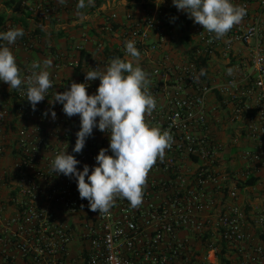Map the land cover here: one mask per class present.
<instances>
[{
  "label": "built area",
  "instance_id": "2783aa9c",
  "mask_svg": "<svg viewBox=\"0 0 264 264\" xmlns=\"http://www.w3.org/2000/svg\"><path fill=\"white\" fill-rule=\"evenodd\" d=\"M6 1L19 4L27 22L35 24L27 31L9 20L3 28H22L16 42L25 49L33 47L31 33L40 25L59 24L61 12L79 3ZM232 3L247 14L221 39L185 11L171 15L182 21L184 32L176 23L165 25L160 9L125 15L122 52L127 56L125 42L135 41L157 104L146 119L173 137L164 160H157L147 176L139 207L117 198L107 214L92 212L79 197L75 177L55 174L51 161L67 151L80 161L78 170L87 164L91 171L99 150L109 146L108 134L94 128L95 139L75 153L78 115L67 117L62 104H50L55 94L33 111L25 86L11 93L0 106V264H264V0ZM117 21L111 14L104 30L112 33ZM183 38H189V47L176 61L169 53L179 51ZM201 60L208 66L199 70ZM79 83H88L85 76ZM98 83H89L90 95ZM4 85L0 81V89ZM50 96L47 92L44 100ZM210 96L225 110L219 121L228 131L226 143L214 134ZM13 119L23 123L14 139ZM8 158L13 161L6 167ZM251 178L254 186H238ZM244 191L262 193L261 200L241 202Z\"/></svg>",
  "mask_w": 264,
  "mask_h": 264
},
{
  "label": "clouds",
  "instance_id": "9594fccd",
  "mask_svg": "<svg viewBox=\"0 0 264 264\" xmlns=\"http://www.w3.org/2000/svg\"><path fill=\"white\" fill-rule=\"evenodd\" d=\"M59 2L63 4L64 0ZM163 2L160 0L159 5ZM124 3L126 5L127 0ZM172 3L216 39L226 36L247 14L243 6L233 4L232 0H172ZM84 7L85 0H79L78 8ZM23 35L24 31L19 27L0 32V41L6 42L0 46V81L9 86V91L25 86L26 100L35 111L36 105L44 101L46 93L53 87L48 71L52 60L34 61L30 75L22 78L9 45L15 44ZM125 50L131 59L115 57L104 70L92 68L85 73L88 83L73 81L67 90L56 92L50 103L62 104L67 117L78 115L80 118L73 152H82L94 128L98 127L109 136L108 148L99 150L91 171L87 164L82 171L78 170L80 161L67 151L60 152L51 161L55 174L75 177L80 199L87 200L90 210L100 215L107 214L117 198L127 199L133 208L139 207L150 170L157 160H164L166 149L173 143L169 130L153 126L146 119L157 104L149 91L148 73L138 63L141 53L135 41H126ZM97 79L96 92L90 95L87 91L89 83ZM51 116L56 119L55 111H51ZM109 150L111 154H108Z\"/></svg>",
  "mask_w": 264,
  "mask_h": 264
},
{
  "label": "crops",
  "instance_id": "0c3cea01",
  "mask_svg": "<svg viewBox=\"0 0 264 264\" xmlns=\"http://www.w3.org/2000/svg\"><path fill=\"white\" fill-rule=\"evenodd\" d=\"M38 0H27L29 4L37 2ZM6 0H0V32H4V26L8 24L9 20L20 19L21 16L16 14L13 16L10 9L6 8ZM54 4L59 7H63V4L59 0H54ZM160 0H138L136 2H131L127 0L125 5L124 0H85L86 7L75 8L72 10L62 11L61 20L59 24L54 22L47 24H42L39 26L40 31L37 37H31V42L33 47L30 49L23 48L18 42L13 45H9L11 48L17 65L21 70V77H27V71H31V64L34 61L43 62L46 59L52 60V67L48 69L50 72V78L53 82V87L48 90L51 94L48 99L42 101V103L49 104L51 102L52 95L56 94L60 89H67L70 87L71 83H79L80 79L85 76V73L92 70V68H98L104 70L108 65L110 59L106 57L105 50H109L114 53V51L122 54V59L128 58L123 54L122 48L124 47V30L127 29L128 23L125 21V15L127 13L133 14L135 17L143 15L146 10H151L153 8L160 9V13L165 16L166 25L173 26L174 16L171 17L172 11L175 6L172 0H164L160 4ZM116 13L118 15V21L114 24V30L112 33H108L104 30L106 20L108 17ZM35 24L33 22H27V31L35 30ZM174 28V27H173ZM174 30V29H173ZM63 33L62 37H58L57 33ZM86 38V41L84 40ZM179 51L168 53L176 61L182 60V57L186 55L188 50V45H186L182 40H178ZM6 42L0 41V46L5 45ZM60 56L59 61L57 57ZM159 58L160 54L154 55ZM79 63L78 68L71 67L70 64L73 62ZM139 62V61H138ZM144 64H149L144 62ZM215 65V64H213ZM216 66V65H215ZM215 66L211 69V78L215 73ZM99 83L97 84L98 87ZM16 90H10L9 86L5 84L0 89V106L8 103L9 96ZM54 99V98H53ZM58 103V102H56ZM60 104V103H59ZM209 112L212 128L214 134L217 135L222 142H227V132L224 127H222L221 119H225V110L220 107L217 103V99L213 96L209 97ZM10 129H12L11 137L14 139L16 137L17 130H19L23 123L17 119H13L10 124ZM222 127V128H221ZM95 139L94 136L88 137L86 143ZM12 159L8 158L5 161V166L9 167L12 163ZM238 168V166L236 167ZM263 172L259 174L262 176ZM264 184V182L262 183ZM256 188V189H255ZM254 189L259 191L261 186H256ZM254 196H250L247 192H243L240 195V201L243 203L251 202L255 197L261 200L262 193H254ZM264 197V196H263ZM219 198V196H216Z\"/></svg>",
  "mask_w": 264,
  "mask_h": 264
},
{
  "label": "trees",
  "instance_id": "16d2710c",
  "mask_svg": "<svg viewBox=\"0 0 264 264\" xmlns=\"http://www.w3.org/2000/svg\"><path fill=\"white\" fill-rule=\"evenodd\" d=\"M130 1L131 2H136L138 0H130ZM13 4L14 3H12V2L11 3H5V6L8 9H12L13 16H15L16 14H18L19 12L22 14V17L20 19H16L15 21L14 20L13 21L16 22V23H20L24 28H26L27 27V18L28 17H26V14H25L24 11H21L19 4L14 5V7H13ZM172 13L173 14H175V13L177 14L178 13V9L175 7L174 10L172 11ZM175 23L181 27V31L182 32L185 31V27L182 25V21L180 19H176ZM39 32L40 31L36 30V31L32 32L31 35L33 37H37L40 34ZM57 36L58 37H62L63 36V33L62 32L61 33L58 32L57 33ZM188 40H189V38H183V41H184V43L186 45H187ZM105 53H106V57L108 59L115 58V57H120L122 59V54L119 53V52L114 51V53H112V52H110L107 49V50H105ZM207 66L208 65H207L206 60H201L200 62H198V69L199 70H200V68L207 67ZM255 184H256V180L253 179V178H251V179L243 182L241 185L239 184L238 186L240 188H243V187L254 186Z\"/></svg>",
  "mask_w": 264,
  "mask_h": 264
}]
</instances>
